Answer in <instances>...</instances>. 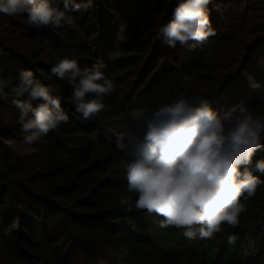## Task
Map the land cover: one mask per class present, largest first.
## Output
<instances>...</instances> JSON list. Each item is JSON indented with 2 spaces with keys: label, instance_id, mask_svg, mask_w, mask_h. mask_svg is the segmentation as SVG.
Returning a JSON list of instances; mask_svg holds the SVG:
<instances>
[{
  "label": "trees",
  "instance_id": "trees-1",
  "mask_svg": "<svg viewBox=\"0 0 264 264\" xmlns=\"http://www.w3.org/2000/svg\"><path fill=\"white\" fill-rule=\"evenodd\" d=\"M55 3L71 25L34 26L26 14L0 13V81L7 85L0 108L9 107L8 116L0 111V264H116L109 253L121 246L130 249L125 264H264V172L255 169L264 148L248 165L262 183L254 197H241L239 225L223 224L203 240L161 228V217L134 203L130 210L119 204L135 194L127 191L116 144L134 112L180 92L203 96L221 116L240 104L264 116V0H211L214 35L191 50L156 36L176 0H93L79 12ZM10 41H23L25 51ZM60 56L102 65L114 81L105 108L87 121L70 100L71 85L50 72ZM25 69L61 96L69 117L31 143L9 94Z\"/></svg>",
  "mask_w": 264,
  "mask_h": 264
},
{
  "label": "clouds",
  "instance_id": "clouds-1",
  "mask_svg": "<svg viewBox=\"0 0 264 264\" xmlns=\"http://www.w3.org/2000/svg\"><path fill=\"white\" fill-rule=\"evenodd\" d=\"M210 3L176 0L171 19L157 28V38L169 47L179 44L188 50L203 43L214 35ZM92 6L93 0H64V8L71 7L73 12ZM0 13L26 14L27 24L34 26L73 23L72 16L55 0H0ZM50 72L71 85L70 100L85 121L101 112L104 97L115 91L114 81L99 64L81 67L76 59L60 56ZM5 87L0 81V96ZM9 94L19 110L20 130L29 143L69 119L61 96L35 78L31 69L19 73ZM131 121L116 136L117 147L124 153L119 167L124 171L127 191L135 194L134 201L122 196L121 206L130 210L134 203L138 210L155 213L162 218L161 228L183 229L188 238L198 234L203 240L212 239L221 232V225H239L246 211L241 197H254L262 183L248 165L254 153L264 148V116L253 115L245 104L221 116L203 96L180 92L150 111L134 112ZM255 169L264 172V159L256 162ZM226 240L233 244L236 236L228 234ZM129 253V248L121 246L109 255L116 264H125Z\"/></svg>",
  "mask_w": 264,
  "mask_h": 264
},
{
  "label": "rangeland",
  "instance_id": "rangeland-1",
  "mask_svg": "<svg viewBox=\"0 0 264 264\" xmlns=\"http://www.w3.org/2000/svg\"><path fill=\"white\" fill-rule=\"evenodd\" d=\"M19 41V40H18ZM16 42V43H13L12 41H10L7 45H10V46H12V47H14V48H16L17 50H20V51H25V49H24V47H22L21 46V44H23L24 45V43H23V41H20V42ZM17 44H19V46L17 45ZM26 52H29L28 50H26ZM9 109V107H6L5 109L3 108H0V111L2 112V113H4V115L5 116H8L9 115V113H8V110ZM5 142V141H4ZM31 173H28L26 176L28 177V178H31ZM37 184V183H36Z\"/></svg>",
  "mask_w": 264,
  "mask_h": 264
}]
</instances>
